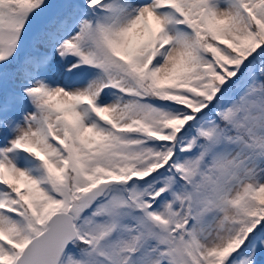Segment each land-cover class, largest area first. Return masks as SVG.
<instances>
[{"label":"snow or ice","instance_id":"1","mask_svg":"<svg viewBox=\"0 0 264 264\" xmlns=\"http://www.w3.org/2000/svg\"><path fill=\"white\" fill-rule=\"evenodd\" d=\"M0 264H264V0H0Z\"/></svg>","mask_w":264,"mask_h":264}]
</instances>
